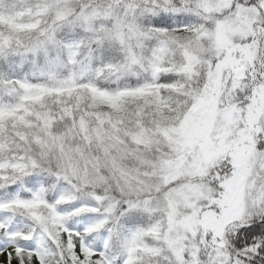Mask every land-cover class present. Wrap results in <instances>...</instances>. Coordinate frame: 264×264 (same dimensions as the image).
Returning a JSON list of instances; mask_svg holds the SVG:
<instances>
[{
	"label": "snow or ice",
	"instance_id": "6c2138e0",
	"mask_svg": "<svg viewBox=\"0 0 264 264\" xmlns=\"http://www.w3.org/2000/svg\"><path fill=\"white\" fill-rule=\"evenodd\" d=\"M0 264H264V0H0Z\"/></svg>",
	"mask_w": 264,
	"mask_h": 264
}]
</instances>
